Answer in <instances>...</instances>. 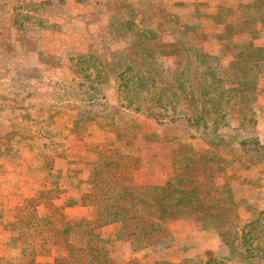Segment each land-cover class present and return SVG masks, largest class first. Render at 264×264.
I'll list each match as a JSON object with an SVG mask.
<instances>
[{"label": "rangeland", "instance_id": "1", "mask_svg": "<svg viewBox=\"0 0 264 264\" xmlns=\"http://www.w3.org/2000/svg\"><path fill=\"white\" fill-rule=\"evenodd\" d=\"M188 1L177 6L139 0L140 6L134 7L120 0L121 8H116L125 11L106 28L111 39L106 51L67 54L72 69L67 77L56 70L57 60L49 53L38 60L54 70L37 64L26 70L25 55L16 54L11 33L2 32L0 264H65L71 259L70 244L76 248L73 254L80 253L79 237L68 243L62 232L67 223L93 220L99 214L96 207L83 206L89 200L78 193L93 188L87 184L89 173L72 168L70 175L82 181L74 183L79 191L71 192L67 183L58 187L48 179L53 173L46 166L68 150L59 126L68 115L83 112L89 117L84 132L93 142L110 134V129L123 130L128 121L138 124L145 138L140 151L129 154L130 160L105 154L129 164L135 183L161 186L181 180L186 172L171 162L192 166L196 162L194 178L204 182L214 199L205 202L203 210L214 217L227 215L230 227L236 224L240 245L254 243V231L259 241L264 239V73L257 76L253 64V70L241 74L236 83L233 80V71L246 65L240 58L250 43L255 49L264 45V0H190L197 3L191 5L189 24L173 17L175 24L172 20L165 24L166 10L180 11L181 18ZM54 6L58 10L57 0H50L49 9ZM228 8L240 22L234 33L208 18L220 11L227 14ZM40 9L37 6L36 13ZM135 15L138 21L129 19ZM19 19V29H25L29 18ZM19 42L24 47L28 40L19 35ZM261 62L264 67V57ZM44 190H52L49 199L41 194ZM77 199L80 205H74ZM27 212H33L28 220L21 217ZM162 223L172 237L143 250L137 248L135 225L123 235L118 232L122 225L106 226L102 236L112 264H239L226 257L228 244L213 224L200 221L193 212Z\"/></svg>", "mask_w": 264, "mask_h": 264}, {"label": "trees", "instance_id": "2", "mask_svg": "<svg viewBox=\"0 0 264 264\" xmlns=\"http://www.w3.org/2000/svg\"><path fill=\"white\" fill-rule=\"evenodd\" d=\"M194 3L197 2L188 1L187 11H183L185 16L181 18L180 11L166 10L165 24L172 21L175 24L176 21L173 18L181 19L189 24V16L193 12L190 8L193 7L191 5ZM205 7H210V5L206 4ZM219 9L221 10V7H218ZM224 12L227 14H223V11H220L216 16L208 18L228 26L234 33L240 22L236 21L235 12L231 8L224 9ZM169 18L170 21H168ZM249 46V51L244 57L240 58L246 65L242 66L238 73L233 71L235 83L241 74L253 70V64L256 68H254V71L259 73L257 76L261 75L260 72L264 73V67L261 62L264 57V45L260 46L262 50L255 49L253 43H250ZM253 60L254 62L251 63ZM236 66L237 64L232 65V67ZM237 86L239 89L241 88L240 84H237ZM239 89L236 88L235 90L238 91ZM258 105L261 108L263 107L261 102ZM85 114L86 112H83L78 117L68 115L64 124L59 126L58 129L62 130L60 136L68 142V150L59 152L58 161L52 160L46 166L53 173V176H48V179L56 181L58 187H62L63 183H67L71 192L79 191L76 189L78 184L74 183L82 181L79 176L70 175L73 173L72 168L79 167V174L87 170L89 173L87 184L93 188H89L90 190L86 194L82 190L78 193L82 194V199L84 197L89 200L83 206L92 205L96 207L99 213L94 216L93 220L85 218L65 225L66 229L62 232V235H66L65 240L68 243L76 236L82 241L81 244H78L79 246L77 245L80 253L76 255H79V257L75 253L73 254L76 249L75 245H68L71 259H65V264H70L73 260L74 264H112L113 261L106 246L107 241L102 236V230L106 226L112 224L122 225L118 232L123 235L125 233L123 231L126 228L135 225V228H139L138 232H134V235L137 236L135 239L138 242L137 248L143 250L155 245H163L166 240L172 237L162 223L165 219L181 214L189 215L192 212L197 215L200 221L213 224L214 229L218 231L225 243L228 244L229 252H227L226 257L239 264H261L264 261V246L259 244L264 243V239L259 241V236L255 234V231L254 237L257 238L254 239V243L251 241L246 246L240 245L238 242L240 238L238 230L235 229L236 224L230 227V220L227 219V215L218 214L219 216L214 217L210 216V212L203 210L204 203L212 202L214 199L203 186L204 182H200L201 179L196 178L197 176L194 178L193 172L194 168H197L196 162L193 163V166L185 163H178V165L176 162H171L174 167L181 166L186 172L181 180H170L161 186L137 184L133 181L130 165L120 160H130L131 156L129 154L141 150L145 138L142 137L138 124L128 121L123 130L110 129V134L97 142H93L90 140V135L84 132L87 126L85 124L89 120V117ZM108 152L112 154V157L121 155V159L113 160L105 155ZM194 160H200V158H195ZM70 183H72V186H70ZM51 193L52 190L41 192L46 199L51 197L49 196ZM80 204V199H77L74 203V205ZM28 206L22 210L29 209ZM32 216L33 212H27V216L21 217L28 220ZM255 241L257 242L255 243ZM8 246H13V243L8 242ZM27 250L28 247H23L22 251L24 253L21 252V254L26 255Z\"/></svg>", "mask_w": 264, "mask_h": 264}, {"label": "crops", "instance_id": "3", "mask_svg": "<svg viewBox=\"0 0 264 264\" xmlns=\"http://www.w3.org/2000/svg\"><path fill=\"white\" fill-rule=\"evenodd\" d=\"M164 1L180 6L186 0ZM127 2L134 7L140 6L139 0ZM57 5L58 10L55 11V6L53 10L49 9L50 0H0V37L2 32L11 33L10 45L15 47L16 54L25 55L26 70H34L35 64L48 71L54 70L55 67L50 68L47 63L38 60L40 55L49 53L57 60L56 70L67 77L72 69L67 66L66 55H91L106 51V45L111 42L106 28L119 20L120 13L125 10L116 8H121L120 0H57ZM37 6L41 7L38 13L35 11ZM143 10L142 7L141 13ZM115 13L118 17L114 16ZM19 17L29 18L22 27L25 29H19ZM129 19L138 21L137 15L129 16ZM122 20L125 21V18L122 17ZM19 35L28 40L24 47L19 45ZM31 41L36 43L35 48L28 46Z\"/></svg>", "mask_w": 264, "mask_h": 264}]
</instances>
